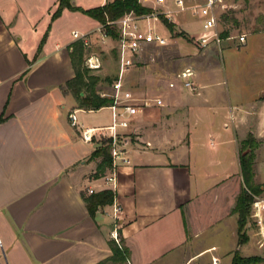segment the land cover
Instances as JSON below:
<instances>
[{"label": "crops", "instance_id": "0c3cea01", "mask_svg": "<svg viewBox=\"0 0 264 264\" xmlns=\"http://www.w3.org/2000/svg\"><path fill=\"white\" fill-rule=\"evenodd\" d=\"M58 1L0 0V264H232L237 219L221 194L242 183L238 150L248 136L264 183V25L243 31L242 44L200 49L177 37L195 89L175 73L174 86L154 95L163 105L138 108L124 153L96 177L102 138L85 142L80 130L108 126L110 109L81 108L66 83L81 41L72 32L89 46L110 38L80 10L52 19ZM87 1L70 0L84 10L101 2ZM195 6L179 22L190 40L206 32ZM105 189L113 202L91 215L84 196Z\"/></svg>", "mask_w": 264, "mask_h": 264}, {"label": "rangeland", "instance_id": "374dc122", "mask_svg": "<svg viewBox=\"0 0 264 264\" xmlns=\"http://www.w3.org/2000/svg\"><path fill=\"white\" fill-rule=\"evenodd\" d=\"M163 1L161 6L155 8L157 11L169 9L171 11V19L160 15L159 21H156V26L159 31L170 36L169 44L164 47L146 48L142 56L137 58L134 65L128 67L123 75L124 88L139 99L155 97L154 95L157 92L166 87L174 74L181 71L188 63V60L181 57L178 52V34H182L181 37L188 39V41H191V43L200 49L206 47H200L197 41L198 39L193 38L190 40L187 38V34L179 26V22L183 18L192 14L191 7L193 5H202L204 1L184 0L186 8L181 11L177 9L174 0ZM86 3V5L90 6L97 3V0H88ZM142 6L150 10L154 8L151 1L145 2ZM213 12L216 17L215 29L220 35L225 31L228 35H238L243 31H249L264 25V0H221L216 3ZM161 17L173 23L172 30L168 29ZM201 18L203 17L201 16ZM191 24L197 26L194 22H191ZM220 44L209 43L208 45L219 47ZM92 53L100 59L101 64L97 69H89L85 65V59ZM81 68H86L89 75L100 78V81L97 82L95 87L99 94H106L104 96L109 97L111 83L118 74L115 40L110 38L106 43L96 42L92 46H84ZM86 90V86L82 87V91L85 94H87ZM137 103L141 104L140 101ZM125 136H128V133L122 132L121 138ZM104 140H106L105 137L100 139V141ZM106 146L109 147L108 143H106ZM254 183L264 185L263 182H258L255 178ZM241 184L232 180L226 189H223L221 194L222 203H225V200L232 202V211L236 219L238 215L234 212V207L241 189ZM244 231L247 235V242L241 245H238L237 242L236 249H234V252L237 250L239 256L245 259L244 262L238 264H264V189H262L258 196L254 197L253 202L249 206ZM0 258H3L1 251Z\"/></svg>", "mask_w": 264, "mask_h": 264}, {"label": "built area", "instance_id": "2783aa9c", "mask_svg": "<svg viewBox=\"0 0 264 264\" xmlns=\"http://www.w3.org/2000/svg\"><path fill=\"white\" fill-rule=\"evenodd\" d=\"M100 6H104L111 0H100ZM140 5H144L145 2L151 1L154 8L147 13H136L134 11H128L114 20H106V24H102V38H113L116 42V57L118 63L117 77L111 83V92L109 97L111 103L108 105L111 113V122L108 126L103 128H81L80 138L88 143H92L94 138H106L109 145V153L112 158V162L120 157L124 153L123 138L121 134L124 129H127L131 124L133 116L137 113L139 107H148L151 105L161 106L163 100L159 96L136 98L132 93L124 88L123 75L126 69L134 65L135 60L142 56L143 51L148 47H164L169 44L170 36L165 35L157 29L156 21H159V16L164 15L167 19H171V11L169 9H163L157 11L155 7L161 6L163 0H136ZM221 0H205L202 5L195 6L198 12L203 17L202 28L206 31L200 38H198V44L200 47H205L209 43L220 44L223 40L237 39L242 44L245 40V34L227 35L221 36L215 29L216 17L213 9L217 2ZM174 3L178 10H184L186 8L184 0H174ZM196 8H194L195 10ZM196 11V10H195ZM105 25L109 29L113 30L115 35L111 36ZM74 38L81 39L84 46H89V42L86 40V34H79L78 32H72ZM100 59L95 54H90L85 59V65L89 69H97L100 67ZM192 72L190 69H185L176 73V78L183 79L184 86H187L194 90V86L190 80H187ZM174 82L168 83L169 87L174 86ZM102 96L106 94H101ZM141 102L138 104L137 102ZM71 123L75 125L76 116L75 112L69 114ZM104 129L107 132L99 133L98 131ZM107 180L114 181V177H108ZM92 192V190H89ZM115 211L119 210L118 206H115ZM114 239L119 244L117 234H114ZM0 251L3 253V243L0 239ZM8 264V263H4ZM212 264H218L217 258H212Z\"/></svg>", "mask_w": 264, "mask_h": 264}, {"label": "trees", "instance_id": "16d2710c", "mask_svg": "<svg viewBox=\"0 0 264 264\" xmlns=\"http://www.w3.org/2000/svg\"><path fill=\"white\" fill-rule=\"evenodd\" d=\"M68 8L73 10H80L90 17L96 19L101 24H106V20H114L128 11H134L136 13H147L150 9L140 5L136 0H111L104 6H96L89 9H81L71 5L70 0H59L58 6L55 12L52 14V19L60 15L62 9ZM162 18L164 24L168 29H173V23L169 22L166 18ZM108 33L114 36L113 30L109 29L105 25ZM182 36V34H178ZM227 32H222L221 36H227ZM83 43L81 41L75 42L72 45V51L70 53L72 63L75 68V76L72 80L66 83V87L74 94L78 100V104L81 108L85 109H98L100 107L108 106L111 103V98L108 96H102L96 89V84L100 81L98 76L89 75L86 68H81ZM87 81V82H86ZM87 87V94L82 91V87ZM1 120V118H0ZM100 147L95 148L92 156H101V162L97 165L94 176L98 177L103 174L107 167L111 166V156L109 154V147L106 146L107 140L101 142ZM258 146V141L252 136H248L246 139L240 142L238 150V158L240 164V172L242 176V184L237 202L234 207V212L237 213V236L238 245L247 242V235L244 231L246 224V217L248 215L249 206L253 202L254 197L258 196L264 185L254 183L253 172V160L255 157V149ZM263 187V188H262ZM114 199V192L112 190H102L97 193H91L89 196H84L88 211L91 215L94 214L97 207L100 205L111 204ZM241 256H239L237 250L232 257V264H238L244 262Z\"/></svg>", "mask_w": 264, "mask_h": 264}, {"label": "water", "instance_id": "95a60500", "mask_svg": "<svg viewBox=\"0 0 264 264\" xmlns=\"http://www.w3.org/2000/svg\"><path fill=\"white\" fill-rule=\"evenodd\" d=\"M102 145V143L101 142H98V143H95L94 145H93V147L94 148H97V147H100Z\"/></svg>", "mask_w": 264, "mask_h": 264}]
</instances>
